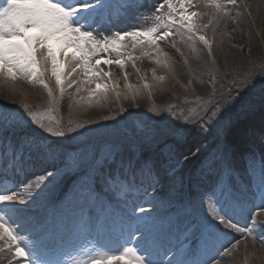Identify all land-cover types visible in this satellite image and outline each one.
<instances>
[{"label": "snow or ice", "instance_id": "6c2138e0", "mask_svg": "<svg viewBox=\"0 0 264 264\" xmlns=\"http://www.w3.org/2000/svg\"><path fill=\"white\" fill-rule=\"evenodd\" d=\"M206 3L216 19L237 0ZM196 7L193 0H3L0 84L38 83L52 105L72 97L73 88L79 97L73 106L91 104L93 96L97 103L107 100L113 92L119 99L118 84L109 82L112 65L127 80L126 61L135 67L142 56L160 55V42L175 48L176 36L198 39L211 53L210 40L200 33L212 20L194 22L201 14L189 9ZM120 24L131 30L96 39L101 29ZM137 49L140 56L133 55ZM245 87L229 89L213 103L198 129L142 124L129 133L101 127L67 137V144L52 139L66 132L50 126V112L27 104L0 106V254L11 257L8 264H230L239 245L227 246L234 232L247 239L259 227L257 238L264 243V223L256 219L264 213V80ZM202 134L212 137L210 147L200 143ZM189 139L187 153L179 151ZM255 144L262 149L259 157ZM192 147L201 153L198 167L184 171V161L195 155ZM238 157L252 178L250 200L236 188ZM33 186L39 191L25 196ZM165 187L166 193L151 194ZM36 211L40 214L33 215ZM83 226L93 231L99 226L114 238V247L97 236L98 255L73 259L78 244L58 245Z\"/></svg>", "mask_w": 264, "mask_h": 264}, {"label": "bare ground", "instance_id": "6f19581e", "mask_svg": "<svg viewBox=\"0 0 264 264\" xmlns=\"http://www.w3.org/2000/svg\"><path fill=\"white\" fill-rule=\"evenodd\" d=\"M155 2L156 0H153V3ZM193 2L197 4V7L189 9V11H196L201 14L199 17H193L194 22L203 25L208 24L209 20H212V24H210L207 29H202L200 33L210 40L212 44L211 53H209L207 47L200 42L199 45H196L197 51L186 59L180 50L178 54L175 55L174 48H171L169 44L165 46V42H160L162 50L160 55H157V53L153 51L150 56H142L140 59L135 60V67L132 66V61H126L125 67L128 72L127 80L124 79L123 70L116 65H112L111 71L113 77L109 82L118 84L117 90L121 92L119 99L115 98V93L113 92L108 96L107 100H100L97 103L98 97L93 96L91 104L81 102L83 107L80 105L73 106V98L79 99L73 88L69 90L73 94L72 97L66 95L58 105H52L50 103V98H45L44 93L39 91L37 86L36 88H31L34 84L26 80H17L14 87L0 84L2 86L0 88V95L6 97L13 96L14 98L8 99L10 103L14 99L17 101L13 104L8 102L6 105L7 107L23 109V106L27 104L29 107L36 108L37 111H44L45 108L48 107L49 109L44 113L50 112L51 118L55 119V121L58 118L59 120L62 118L64 128L66 129V137L61 138L59 141L66 144L69 143L67 137L72 133L67 131V129L71 127L69 123L75 126V121H82V119L87 118L89 112L92 111H97L96 116L104 117L105 112H108L112 107L113 111H116L117 114H119L121 109L127 113L128 111L135 110L136 115L141 116V111L146 110L147 106L150 105L149 99H153L154 104L150 109L154 113L152 118L160 119L162 115H160L156 109L157 103L159 105L160 103L169 104V98L173 96L172 94L178 93L175 92V87L181 85L183 79L191 77V75L193 77V74L196 72L200 73L202 71L201 67L205 66V68L210 67L211 69H213V67H219V71L224 73L233 69L236 63H249V60H252L250 59L252 53H257L259 49H262L260 54L264 53V19L262 18L264 0H237L235 6H226L224 13H227V15L220 13L216 19H213L215 9L208 7L206 0H193ZM223 2L226 3V0H223ZM2 4L3 1L1 0L0 5ZM255 22L258 24L257 27L255 26ZM122 30L131 29H128L126 24L116 25L110 31L104 30L101 39L105 36L114 35L116 31ZM257 31L260 37L254 34ZM177 42L180 44L178 40ZM126 43H128V41H126ZM53 46L57 49L60 48V45L56 42H54ZM70 49L72 48L67 50ZM72 50L74 51V49ZM111 55H114V53ZM133 55L140 56L139 49L135 50ZM196 57L199 58V60L195 61L194 58ZM62 58L61 53V59ZM158 59L161 61L160 63H157ZM181 59L183 60L182 62ZM256 59L257 58L253 56V60ZM137 69H139V71H137ZM161 77L163 79H159ZM224 80L225 78H223V80L220 79V82ZM129 85H131V88H129ZM145 85H148V87H145ZM16 86L17 88L15 90L14 88ZM22 86L24 92L19 94L18 89H21ZM91 87H94V85ZM29 88H31L32 91L35 90L34 95L30 94ZM41 89L43 91L45 90L43 86H41ZM181 92L183 94L182 90ZM81 95L87 97L89 93L83 92ZM129 95L132 97H128ZM1 103L2 101L0 100V106H3ZM189 164H191V162H189ZM56 166H59L58 162H56ZM251 179L252 178L249 180ZM237 185H239V182L236 181V186ZM65 187H67V183ZM32 190L37 191L38 189L33 186L31 190L25 191V196H29ZM154 193L155 192H152L151 194ZM241 198L250 200L248 196H241ZM77 232L78 231L75 233ZM259 232L256 233V237ZM101 237L102 240H105L103 234H101ZM249 242L246 244L242 243L238 245V248L233 249L230 264H246V261H252L251 258L253 257L255 258L256 264H264V243H262L261 247H255L253 241ZM106 244H110V246L114 247V244H111V242ZM72 254L79 256L82 260L85 259V254L82 252ZM10 258V256L6 258L4 254H0V264H8ZM4 259L5 261L2 262ZM114 261L115 264H124L123 261Z\"/></svg>", "mask_w": 264, "mask_h": 264}, {"label": "rangeland", "instance_id": "374dc122", "mask_svg": "<svg viewBox=\"0 0 264 264\" xmlns=\"http://www.w3.org/2000/svg\"><path fill=\"white\" fill-rule=\"evenodd\" d=\"M262 16V18L264 19V11L262 12ZM255 26H258L256 22ZM258 31L254 34L260 37V35H258ZM175 39L176 41L178 40L180 42V44H178L177 42V45L186 56V59H188L197 51L196 45L198 42H200L198 39L195 42L188 41L186 37L184 41L181 42L179 36H176ZM261 51L262 49H259L257 53H252V57L250 58L252 60H249V63H236V66L233 69H230L224 73H221L219 71V67H213V69H211L210 67L205 68V66H203L201 67L202 71L200 73L196 72L193 74V77L191 75V77L183 79L181 85H177V87H175L174 90L178 93L172 94L173 96L169 98V104L160 103L159 105L157 103L156 109L158 113L162 115L160 119L152 118V115L154 113L150 109L153 106L154 102L153 99H149L150 105L147 106L146 110L141 111V116L136 115L135 110L128 111L127 113L121 109L119 114H117L116 111H113L112 107L108 112H105L104 117H115V119L105 120L104 117L96 116L97 111L89 112V116L87 118L82 119V121L77 120L74 122L75 126L77 124H84L85 127L77 128L76 132H73V137H76L78 133L91 135L94 130L98 128H112L113 126L118 127L121 131H127L131 133L137 128L138 125L142 124H148L158 128L183 125L186 127L192 126L189 129H193V127L195 126V129H198L199 124L204 122L201 118L207 112L208 106L210 104L212 106V104L216 101L228 96L229 89H231L233 93L237 91H243L246 90V85H251L256 81L264 80V53L260 54ZM253 56L257 59L253 60ZM194 60H199V58L196 57L194 58ZM223 78H225V80L220 82V79L223 80ZM1 87L2 86L0 85V88ZM16 88L17 86L14 89L16 90ZM181 90L183 91V94ZM18 91L19 94L22 93L21 89H18ZM29 92L31 95H34L35 90L32 91V89L29 88ZM128 97L132 96L129 95ZM11 98L14 97H6L0 95V100L2 101L1 104H3V106H6L9 102L8 99ZM15 102L17 101L14 99L11 101V103H9L13 104ZM88 121H95V123H86ZM164 122H166L167 124H165ZM69 126L74 127L72 123H69ZM86 130L88 131L86 132ZM199 140L200 143L205 146L213 142L212 137L208 136L207 134L200 135ZM194 149L196 148L192 147V150ZM150 207L151 206H149L148 210L150 209ZM252 241L254 242L255 247H261V239L257 238L256 235L252 237ZM251 260L252 262L250 264H256L254 257L251 258Z\"/></svg>", "mask_w": 264, "mask_h": 264}]
</instances>
